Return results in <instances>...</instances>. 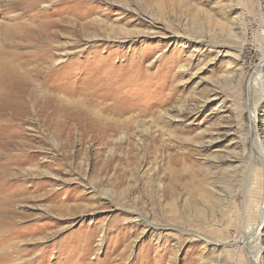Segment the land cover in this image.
<instances>
[{
    "label": "rangeland",
    "instance_id": "1",
    "mask_svg": "<svg viewBox=\"0 0 264 264\" xmlns=\"http://www.w3.org/2000/svg\"><path fill=\"white\" fill-rule=\"evenodd\" d=\"M31 1L0 0V264H249L264 0Z\"/></svg>",
    "mask_w": 264,
    "mask_h": 264
},
{
    "label": "bare ground",
    "instance_id": "2",
    "mask_svg": "<svg viewBox=\"0 0 264 264\" xmlns=\"http://www.w3.org/2000/svg\"><path fill=\"white\" fill-rule=\"evenodd\" d=\"M31 1V0H30ZM32 2V1H31ZM208 49V48H207ZM206 49V50H207ZM8 66H9V64H8ZM0 69H3V65H0ZM2 71V70H1ZM11 77H15L17 74H16V72L14 71V70H11ZM8 76H9V74H8ZM257 80H259L258 79V73H257V71L256 72H253L252 73V78H251V83L253 82V83H255V81H257ZM259 82H261V80H259ZM250 83V84H251ZM258 83V82H257ZM256 84V83H255ZM215 96V98L216 97H218V95L217 94H215L214 95ZM248 112H249V114H248V118H249V125L251 126L250 128H249V133H250V135L252 136V138L253 139H255V140H257L258 142H260L261 143V145H263V139L261 138V136H260V134L258 133V131H257V122L259 121L258 120V116H259V108L257 107V108H254V109H248ZM260 143L258 144V148H259V152L261 153V156H260V162L262 163V166H263V170H264V147H262L261 145H260ZM15 144V143H14ZM6 167V166H5ZM263 176H264V174H263ZM264 180V179H263ZM264 186V185H263ZM253 188H251V190H252ZM264 189V188H263ZM257 192V191H256ZM260 194H261V192H260ZM263 194V193H262ZM257 195H258V193H257ZM244 208V207H243ZM262 215H261V217H260V219H259V221H258V223H257V226H256V228H255V230H254V232H252L253 234V238H254V240L255 241H257V240H259V241H261L260 239H261V232H262V228L264 227V201H263V208H262ZM243 213V212H242ZM4 214V213H3ZM142 221V220H141ZM145 223V222H144ZM151 224V223H150ZM2 226V225H1ZM0 226V227H1ZM147 227V226H146ZM6 228V227H5ZM158 228V227H157ZM172 228H175L174 226H172ZM1 229H2V227H1ZM160 229V228H159ZM250 232V231H249ZM245 235V234H244ZM194 237L196 236V237H200V238H202V239H204V241L206 242V243H210L211 242V240H209V238H207L206 236H203V235H199V234H194L193 235ZM243 236V235H242ZM245 238H247V237H245ZM249 241V240H248ZM262 242V241H261ZM252 243V242H251ZM254 243V242H253ZM240 244L241 245H243L244 246V244H246V242H245V240L243 239L241 242H240ZM246 248V247H245ZM248 249V248H247ZM258 251L260 252V253H262V251H264V248H262L261 247V243L258 245ZM260 253L257 255V253L255 254V256H253V257H251V255H250V257H251V260H250V262H249V264H259L260 263Z\"/></svg>",
    "mask_w": 264,
    "mask_h": 264
}]
</instances>
